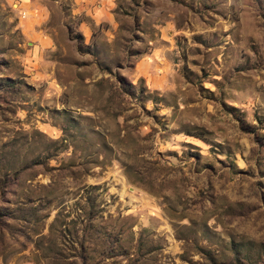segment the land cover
Returning <instances> with one entry per match:
<instances>
[{
    "label": "rangeland",
    "instance_id": "1",
    "mask_svg": "<svg viewBox=\"0 0 264 264\" xmlns=\"http://www.w3.org/2000/svg\"><path fill=\"white\" fill-rule=\"evenodd\" d=\"M0 264H264V0H0Z\"/></svg>",
    "mask_w": 264,
    "mask_h": 264
}]
</instances>
